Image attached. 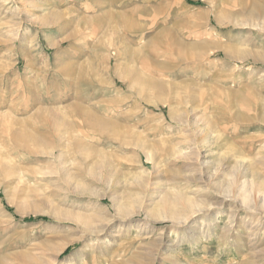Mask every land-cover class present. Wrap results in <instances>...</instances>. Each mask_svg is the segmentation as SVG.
Segmentation results:
<instances>
[{
    "label": "rangeland",
    "instance_id": "rangeland-1",
    "mask_svg": "<svg viewBox=\"0 0 264 264\" xmlns=\"http://www.w3.org/2000/svg\"><path fill=\"white\" fill-rule=\"evenodd\" d=\"M5 167L0 264H264V0H0Z\"/></svg>",
    "mask_w": 264,
    "mask_h": 264
},
{
    "label": "bare ground",
    "instance_id": "bare-ground-1",
    "mask_svg": "<svg viewBox=\"0 0 264 264\" xmlns=\"http://www.w3.org/2000/svg\"><path fill=\"white\" fill-rule=\"evenodd\" d=\"M110 4H112V2L110 3ZM114 4V3H113ZM114 5H116V8L118 7L117 6V3H116V1H115V4ZM108 6H109V4H108ZM120 8V7H119ZM110 13V12H109ZM126 13L125 12H117V13H115L114 14V12L113 13H110V14H108V15H104V17L106 18V20H109V16H110V22H114V21H117V20H120V23H117V24H119V25H122L123 27H125V28H131V29H133L132 28V26H128V21H127V18H126V16L127 15H125ZM106 16H108V18L106 17ZM115 17L116 18H118V19H116L115 20ZM59 18V17H58ZM86 19V18H85ZM90 19V18H89ZM58 21H60V20H57L56 22H55V24H57L58 23ZM84 22V21H83ZM107 23V22H106ZM88 24V23H87ZM117 27H118V25H116V29H117ZM136 30V29H135ZM16 32V31H15ZM117 34L119 33V32H116ZM164 33V32H163ZM175 38V37H174ZM173 38V39H174ZM157 39V38H156ZM162 38H160V40H161ZM125 40V39H124ZM159 40V41H160ZM155 41V40H154ZM174 41H177V39L176 40H174ZM145 42V41H144ZM157 42V41H156ZM172 42V41H171ZM149 43V42H148ZM147 43V44H148ZM158 43V42H157ZM161 43H162V40H161ZM159 44V43H158ZM52 45H54V44H52ZM160 45V44H159ZM182 47V46H181ZM145 48V47H144ZM173 48H174V46H173ZM176 48V47H175ZM126 49V48H125ZM99 50V49H98ZM136 50V49H135ZM183 51V50H182ZM185 51V50H184ZM131 52V51H130ZM176 52V51H175ZM122 53V52H121ZM126 53H127V51H126ZM148 55H149V53H147ZM191 55V54H190ZM135 56V55H134ZM140 56V55H139ZM131 57V56H130ZM129 71V70H128ZM132 71V70H131ZM128 73H130V72H128ZM130 75H132L131 77H132V79L134 80V79H137V75H136V73H135V76H134V74H130ZM138 76H140L141 78H143V80H144V77H142L139 73H138ZM145 82H147V84L149 85V86H152V87H158V85H155V83H153V82H151V81H147V80H145ZM142 93V92H141ZM145 99V98H144ZM59 103V102H58ZM77 106V105H76ZM75 106V108L77 109V107ZM81 106V105H80ZM79 106V107H80ZM83 108V107H82ZM71 109V108H70ZM73 110V109H72ZM78 110V116L80 117V118H82V119H84L87 123H86V125L89 127V128H94V129H96V130H98L100 133H104L105 132V130H106V128H107V124H106V122L105 121H103V120H101L100 118H99V116L97 117L96 116V114H94V112L92 113V112H88V111H86L85 110V108L84 109H81V107H80V109H77ZM40 111V110H39ZM54 112H55V109H52V108H43V109H41V113H42V117L45 119V116H49V115H52V114H54ZM6 116V115H5ZM9 118V117H8ZM54 120H55V122L57 123H55V125H54V127L57 129V130H59L57 127H60V121H61V119H60V117H58V116H56L55 114H54V117H52ZM14 119V118H13ZM48 119V118H47ZM81 119V120H82ZM69 120V119H68ZM16 121V120H15ZM65 121V120H64ZM68 122V121H67ZM109 123V122H108ZM48 124H49V122H48ZM63 124H64V122H63ZM111 124V123H110ZM14 125V124H13ZM66 125V124H65ZM64 125V126H65ZM85 125V126H86ZM84 126V127H85ZM109 126V125H108ZM108 128H110V127H108ZM108 128H107V130H108ZM74 129V126L73 125H70L69 126V131L70 130H73ZM56 130V131H57ZM107 130H106V133H107ZM112 130V129H111ZM55 131V130H54ZM53 131V132H54ZM64 131V130H63ZM8 135L10 136V138H11V140L13 141V142H15V144L17 145V147L18 148H21V149H27L28 148V144H29V142H37L38 143V140H36V139H32V140H30V139H28L25 135H24V133H22V132H17L16 130L15 131H13L12 129H8ZM50 138H51V140L52 139H54L55 141H56V139H58L57 138V135L54 133L53 135H50V136H46V135H44L42 138H40V142H43L44 140H46V139H49L50 140ZM72 139V138H71ZM50 140V141H51ZM34 142V143H35ZM73 142V141H72ZM73 143H75V147L76 148H78L80 151L81 150H84V149H86L87 147H88V144L86 143V142H84V140L83 139H81V138H78L77 140H75V142H73ZM56 148V147H55ZM92 149V148H91ZM100 150V149H99ZM2 162V161H1ZM6 166V165H5ZM6 168V169H5ZM5 168H1L0 169V174H9V170H8V168L7 167H5ZM14 168V170H17L15 167H13ZM11 173V172H10ZM13 174L15 173V172H12ZM16 179V178H15ZM16 183V182H15ZM178 194V196H176V198L175 199H173V200H171V198H169V197H166V198H162L163 200H162V204H163V206L164 205H168V204H170L171 206H172V212H171V216H168L170 219H175V220H178V219H180L183 215H184V213H183V210H190L191 212H192V214H195V213H197V211H199L197 208H198V204H197V202L196 201H194L193 200V198L192 197H189V196H187V195H185V194H183V193H177ZM227 199L228 198H224L223 200H225V201H227ZM54 212H53V216L54 217H56V218H58V219H60V218H69V219H71V220H76V221H83L82 223H83V225H86V226H88L89 224H90V221H91V216H89L88 215V217L87 216H82V215H75L74 213H69V214H66L65 215V213H62L61 211H58V210H53ZM189 217V216H188ZM72 241H70V242H65V243H63L62 244V246L58 249V252H62L63 251V249L65 248V246L66 245H68L69 243H71ZM223 246V245H222ZM221 252V251H220ZM249 253V252H248ZM77 257L78 256H81V254L79 253V254H77L76 255ZM35 257V256H34ZM25 259V258H24ZM34 259L35 258H33V256H28L27 258H26V263L27 264H30V263H33L34 262ZM76 259L77 258H74L72 261L74 262V261H76ZM24 261V262H25Z\"/></svg>",
    "mask_w": 264,
    "mask_h": 264
}]
</instances>
